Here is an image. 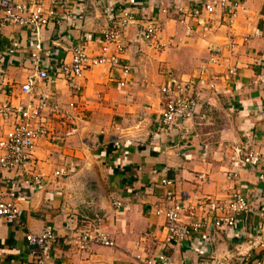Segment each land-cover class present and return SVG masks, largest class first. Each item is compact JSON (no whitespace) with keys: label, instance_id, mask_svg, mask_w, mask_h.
Segmentation results:
<instances>
[{"label":"crops","instance_id":"1","mask_svg":"<svg viewBox=\"0 0 264 264\" xmlns=\"http://www.w3.org/2000/svg\"><path fill=\"white\" fill-rule=\"evenodd\" d=\"M173 1L187 0H140L132 8L135 21L121 40V60L130 72L89 67L75 97L54 66L70 59L75 43L96 55L109 9L122 1L68 0L39 30L43 53H50L40 58L47 79L37 82L34 92H53L62 103L74 101L76 119L65 130L52 124L54 136L36 142L31 168L44 178L19 191L22 226L0 218V264H34L23 235L45 226L56 235L47 254L56 264H140L157 255L166 264H214L210 256L226 257L223 264H250L244 262L248 253L264 259V250L248 237L261 240L264 249V184L257 179L258 169L242 168L235 179L227 175L233 144L249 142L264 154V0H241L244 12L231 28L217 20L208 31L195 33L178 23ZM150 16L164 48H153L139 37L141 20ZM253 29L260 35L242 42L240 37ZM232 36L236 44L228 51ZM212 42L221 51L209 74L199 77L198 66ZM31 51L29 29L0 28V102L22 103L19 86L33 71ZM231 67L235 73L228 76ZM165 69L191 79L187 92L197 100L192 119L176 118L167 127L159 122ZM7 127L0 119V135ZM56 170L61 175H54ZM164 177L173 182L174 196L183 206L211 203L196 211L198 219L208 221L211 205L226 202L233 189L251 201V211L232 227L209 225L174 244L163 216L156 214L163 205L165 188L159 181ZM112 195L121 201L119 209L110 205ZM182 221L190 220L183 216ZM93 223L100 224L113 245L78 250L73 235ZM236 249L243 255L236 256Z\"/></svg>","mask_w":264,"mask_h":264},{"label":"built area","instance_id":"2","mask_svg":"<svg viewBox=\"0 0 264 264\" xmlns=\"http://www.w3.org/2000/svg\"><path fill=\"white\" fill-rule=\"evenodd\" d=\"M68 0H0V28L18 27L29 29L32 34V51L29 58L32 63V73L19 86V95L23 97L21 104L0 102V119L8 124L7 129L0 135V218L17 226H22L21 209L17 203V196L22 189L40 185L43 175L34 172L31 168L32 151L36 142L47 137L54 136L52 124H56L62 130L72 125L76 119L74 101L60 102L53 92L39 90L34 92L37 82L47 79V73L40 65L41 56H48L49 50L43 53V47L39 38V30L55 16V8L65 4ZM121 5L109 9V24L100 32L98 52L89 55L82 43L70 46V59L55 64L56 75L65 82L70 90L71 97L79 95V79L83 71L96 65H107L110 69H117L127 75L130 72L121 60L123 45L121 40L128 25L135 21L132 8L137 6L140 0H121ZM159 4V3H158ZM172 11L177 21L188 33L206 32L213 21H221L225 28H231L237 14L244 12L241 0H187L186 2L173 1ZM139 31L140 39L153 48H164L165 44L158 38V26L153 17L141 20ZM260 35L258 29L245 33L240 37L242 42ZM227 48L232 51L236 40L230 37ZM221 47L215 43L207 44V57L198 66L199 77L209 74L208 67L217 60ZM227 75L235 73V67L228 68ZM165 81L159 86V92L163 95L162 108L159 114V122L163 127L169 126L176 118L182 120L192 119L197 106L196 98L187 92L189 80L173 74L169 69L164 71ZM209 88L213 86L207 82ZM258 169L257 179L264 184V154L251 148L249 142H241L230 146L228 157L227 175L236 178L240 169ZM54 175L61 172L54 171ZM159 184L164 189L162 208L156 210V214L162 215L164 228L174 244L183 241L190 234L205 229L209 225L215 228L232 227L237 219L251 211V201L239 190L233 189L229 199L224 203L212 204L211 216L208 221L197 218V210L208 208L211 203L201 202L197 205L183 206L173 193V182L164 177ZM110 205L114 209L121 207V201L114 195L110 197ZM190 221L183 222L182 217ZM24 240L31 247L34 264H56L48 257L49 244L56 240V235L50 226L43 227L39 232H25ZM254 244L263 249L261 240L254 241L251 234L248 235ZM73 241L78 250L85 249L90 244L112 246L110 240L99 223H93L86 230H81L73 235ZM236 256H242L236 249ZM209 259L214 264H223L225 258ZM138 260V258H137ZM250 264H264V259L252 257L246 254L244 259ZM139 261V260H138ZM140 264H166L167 260L162 255L152 259H143Z\"/></svg>","mask_w":264,"mask_h":264},{"label":"rangeland","instance_id":"3","mask_svg":"<svg viewBox=\"0 0 264 264\" xmlns=\"http://www.w3.org/2000/svg\"><path fill=\"white\" fill-rule=\"evenodd\" d=\"M170 14H171V13H170ZM186 80H191V79L188 78V79H186Z\"/></svg>","mask_w":264,"mask_h":264},{"label":"trees","instance_id":"4","mask_svg":"<svg viewBox=\"0 0 264 264\" xmlns=\"http://www.w3.org/2000/svg\"><path fill=\"white\" fill-rule=\"evenodd\" d=\"M263 198H264V194H263Z\"/></svg>","mask_w":264,"mask_h":264}]
</instances>
